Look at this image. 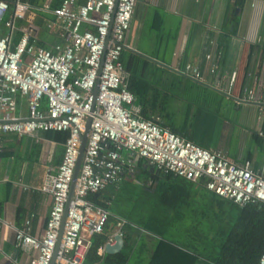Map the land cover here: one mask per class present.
Returning <instances> with one entry per match:
<instances>
[{"label": "built area", "instance_id": "built-area-1", "mask_svg": "<svg viewBox=\"0 0 264 264\" xmlns=\"http://www.w3.org/2000/svg\"><path fill=\"white\" fill-rule=\"evenodd\" d=\"M135 5L136 0H63L52 11L55 19L48 25L60 30L63 40L46 49L37 43L36 14L30 6L22 0H0V136L50 131L69 134L56 173L41 187L52 199L44 233L33 236L29 222L16 230L17 247L30 255V264H51L53 260V264H83L91 239L103 233L110 215L88 196L133 172L138 159L195 184L203 183L208 191L240 206L264 204V177L250 161L233 163L219 151L202 148L153 119L142 118L128 90L121 60L123 50L130 48L127 40ZM44 10H50L49 0ZM217 57L215 53L206 56L212 81L192 64L177 71L230 96L238 70L230 73L228 89L223 90ZM22 98L26 115H19ZM237 101L255 104L264 113V72ZM89 116L91 129L67 205L80 136ZM116 235L122 237L120 231ZM258 264H264V252Z\"/></svg>", "mask_w": 264, "mask_h": 264}, {"label": "trees", "instance_id": "trees-1", "mask_svg": "<svg viewBox=\"0 0 264 264\" xmlns=\"http://www.w3.org/2000/svg\"><path fill=\"white\" fill-rule=\"evenodd\" d=\"M22 1L36 14L35 23L39 28L37 43L50 49L56 41L54 35L50 34L47 22L55 19L52 11L60 7L63 0H49V11L44 10L48 0ZM222 40L214 52L218 56L219 66L224 64L230 46L229 38L224 37ZM260 54L264 55V38L255 45H245L242 65L237 68V85L229 97L237 99L245 88L252 87L251 75ZM152 56L154 59H149L130 48L124 49L121 56L127 72L128 90L134 95L142 118L153 119L161 127L186 140L204 139V136H200V130L211 126L207 117L214 114L212 105L219 100V94L224 93L165 66L164 56L159 52ZM42 136L60 139L65 143L69 134L50 131L44 132ZM197 145L205 148L202 144ZM137 169L140 175H128L122 181L88 196L91 202L107 210L110 215L103 233L92 238L83 264H130L131 261L135 264H258L264 252L263 203L240 206L208 191L203 183L195 184L158 170L144 159L140 160ZM133 176L136 180L156 178L158 188L155 195L135 184L134 178H131ZM132 185L140 193L134 195L130 190L134 188ZM197 188L201 190L199 200L206 205L202 209L206 211V219L199 226L196 222L185 226V240L180 241L175 236L183 228L179 223L180 216L185 207L195 210L192 201L195 200L194 189ZM156 198L161 205L164 203L170 208L159 209L163 211V216L153 215V200ZM167 212L171 213L166 215ZM191 220L196 221L195 218ZM120 223L122 225L119 228ZM116 231L122 234L123 249L117 254L100 255L99 251L113 239ZM144 233L161 238L154 254L153 240L145 241L139 236ZM176 242L181 243V246Z\"/></svg>", "mask_w": 264, "mask_h": 264}, {"label": "crops", "instance_id": "crops-1", "mask_svg": "<svg viewBox=\"0 0 264 264\" xmlns=\"http://www.w3.org/2000/svg\"><path fill=\"white\" fill-rule=\"evenodd\" d=\"M149 15L153 28L147 27ZM49 23L50 34L54 35L56 43L61 42V31L50 29ZM34 24L37 27L35 20ZM145 31L148 32L147 40L143 42ZM263 36L264 0H136L127 43L130 49L149 59H154L152 55L159 52L166 61L164 65L176 71L183 64L198 66L208 75V81H212L206 56L214 53L222 39L227 37L229 52L224 64L219 66L222 87L226 90L230 73L242 65L245 45L262 42ZM254 66L251 86L259 73L264 72V55L260 54ZM223 93H218L219 100L212 105L214 114L207 117L211 126L200 130L204 139L189 141L219 151L236 164L250 161L255 172L264 177V113L255 104L238 102ZM20 103L19 115H26L25 99L22 98ZM190 122L192 127V118ZM42 134L0 136V264H30V255L17 247L16 230L23 228L26 222L30 223L33 236H41L46 229L52 199L41 191V187L49 175L56 173L62 161L64 143L60 139H46ZM140 160L134 161V171L123 175L120 181L131 174L140 175L137 169ZM154 175L157 174L154 172ZM131 178L145 192L155 195L158 188L156 178ZM194 193L192 208L195 210L185 207L180 216L179 223L183 228L175 235L180 241L185 240V226L195 222L199 226L206 219V211L202 210L206 205L199 200L201 190L194 189ZM159 201L158 198L153 200V215L163 216L159 209L170 208ZM116 233L111 240L115 241ZM139 236L145 241L153 240L154 254L161 238L149 233ZM177 244L181 246V243ZM99 254H107L105 247Z\"/></svg>", "mask_w": 264, "mask_h": 264}, {"label": "water", "instance_id": "water-1", "mask_svg": "<svg viewBox=\"0 0 264 264\" xmlns=\"http://www.w3.org/2000/svg\"><path fill=\"white\" fill-rule=\"evenodd\" d=\"M97 94V87L95 88L94 91V96H96ZM91 122H92V117L89 116L87 118L86 124H85V129H84V133L80 136V149H79V155H78V159L76 162V166H75V170H74V174H73V178H72V182L70 184V190H69V194H68V203L67 205L70 203L73 194H74V189H75V185H76V180L78 178L79 172H80V168H81V163L83 160V155H84V151H85V147L87 144V140H88V135L91 129ZM65 218H66V214L64 215V220L59 232V237H58V242H57V248H56V252L55 255L57 254V251L59 249V245H60V240L63 234V227H64V223H65ZM124 246V240L120 235H116L115 236V244H107L105 246V253L107 254H117L119 253ZM54 263V260L52 261L51 264Z\"/></svg>", "mask_w": 264, "mask_h": 264}, {"label": "rangeland", "instance_id": "rangeland-1", "mask_svg": "<svg viewBox=\"0 0 264 264\" xmlns=\"http://www.w3.org/2000/svg\"><path fill=\"white\" fill-rule=\"evenodd\" d=\"M152 15V14H151ZM151 15H149L148 16V21H149V25L147 26L148 28H150V27H152L151 25H152V21H151V19H152V17H150ZM148 24V23H147ZM153 28V27H152ZM131 31V30H130ZM147 31H145L144 33H143V37H142V41L144 42V41H146L147 40ZM135 184H137V183H135ZM133 186V185H132ZM134 187V186H133ZM130 190H132L133 191V194L135 195V194H138V193H140L139 192V189L138 188H132V189H130ZM131 194V193H130ZM130 264H133V262H131Z\"/></svg>", "mask_w": 264, "mask_h": 264}]
</instances>
